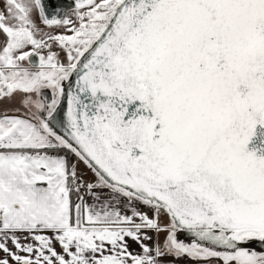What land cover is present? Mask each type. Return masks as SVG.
<instances>
[{
	"label": "snow or ice",
	"instance_id": "snow-or-ice-1",
	"mask_svg": "<svg viewBox=\"0 0 264 264\" xmlns=\"http://www.w3.org/2000/svg\"><path fill=\"white\" fill-rule=\"evenodd\" d=\"M181 260L264 264V0H0V264Z\"/></svg>",
	"mask_w": 264,
	"mask_h": 264
},
{
	"label": "water",
	"instance_id": "water-1",
	"mask_svg": "<svg viewBox=\"0 0 264 264\" xmlns=\"http://www.w3.org/2000/svg\"><path fill=\"white\" fill-rule=\"evenodd\" d=\"M46 2L49 5V11L50 12H67L69 13L71 10L74 9V0H46ZM66 110H67V104L64 102L60 109H58L57 119H65L66 120ZM183 238L184 234H180ZM255 247V245H253Z\"/></svg>",
	"mask_w": 264,
	"mask_h": 264
},
{
	"label": "crops",
	"instance_id": "crops-1",
	"mask_svg": "<svg viewBox=\"0 0 264 264\" xmlns=\"http://www.w3.org/2000/svg\"><path fill=\"white\" fill-rule=\"evenodd\" d=\"M144 210L147 211V209H144ZM150 235H153L154 240L153 241H148V243L152 244L155 241V234L154 233H150ZM163 238H164L163 235H161L160 240L162 241ZM131 250L134 251V252H139L140 251L139 245L133 243ZM166 260L170 261V260H172V258L171 257H167ZM176 264H186V262L184 260H181V261H177ZM188 264H191V262H188Z\"/></svg>",
	"mask_w": 264,
	"mask_h": 264
},
{
	"label": "rangeland",
	"instance_id": "rangeland-1",
	"mask_svg": "<svg viewBox=\"0 0 264 264\" xmlns=\"http://www.w3.org/2000/svg\"><path fill=\"white\" fill-rule=\"evenodd\" d=\"M73 10H74V9H73ZM73 10H71L68 14L70 15V14L73 12ZM80 167L83 169L84 166L81 164ZM88 177H89V178H92V174H91L90 172L88 173Z\"/></svg>",
	"mask_w": 264,
	"mask_h": 264
},
{
	"label": "flooded vegetation",
	"instance_id": "flooded-vegetation-1",
	"mask_svg": "<svg viewBox=\"0 0 264 264\" xmlns=\"http://www.w3.org/2000/svg\"><path fill=\"white\" fill-rule=\"evenodd\" d=\"M48 91V95H51V92H50V90H47Z\"/></svg>",
	"mask_w": 264,
	"mask_h": 264
}]
</instances>
